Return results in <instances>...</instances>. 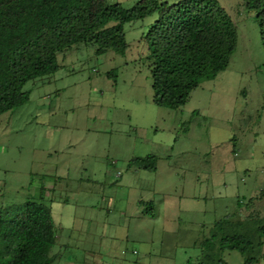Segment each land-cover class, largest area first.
<instances>
[{
  "label": "rangeland",
  "instance_id": "rangeland-1",
  "mask_svg": "<svg viewBox=\"0 0 264 264\" xmlns=\"http://www.w3.org/2000/svg\"><path fill=\"white\" fill-rule=\"evenodd\" d=\"M220 3L237 50L182 107L154 101L145 38L154 15L126 25L125 54L86 43L60 53L58 72L29 81L30 99L0 115V218L32 198L50 204L60 224L53 264H196L218 221L246 218L264 188V42L247 0ZM151 154L156 171L129 167ZM232 231L255 240L247 227ZM222 257L245 264L239 250Z\"/></svg>",
  "mask_w": 264,
  "mask_h": 264
},
{
  "label": "trees",
  "instance_id": "trees-1",
  "mask_svg": "<svg viewBox=\"0 0 264 264\" xmlns=\"http://www.w3.org/2000/svg\"><path fill=\"white\" fill-rule=\"evenodd\" d=\"M247 4L256 11L264 42V0ZM154 15L145 35L154 101L178 109L204 81L228 69L237 50L238 28L220 0H139L132 7L119 0H0V115L30 99L25 90L29 81L58 72L60 53L86 43L101 54H125L126 25ZM134 166L156 171L158 157H134L129 167ZM143 204L146 212L152 210L153 202ZM233 226L247 227L255 240L232 231ZM215 231L209 238L213 245L198 263L207 264L212 256L225 264L222 255L232 250L242 252L245 264L256 262L264 246V221L257 214L235 221L227 217L216 223ZM58 239L52 206L29 199L9 219L0 218V264H53L51 251ZM256 249L257 256H250Z\"/></svg>",
  "mask_w": 264,
  "mask_h": 264
},
{
  "label": "crops",
  "instance_id": "crops-1",
  "mask_svg": "<svg viewBox=\"0 0 264 264\" xmlns=\"http://www.w3.org/2000/svg\"><path fill=\"white\" fill-rule=\"evenodd\" d=\"M131 168H137V166H134V167H131ZM263 190V189H262ZM261 193H262V191L260 192V195H261ZM257 196V198H253L247 205V208H249L248 209V214L247 215H249L250 213H254V214H257L258 215V217H260L263 221H264V215H262L263 214V212H260V210H255V209H252L256 204H258L259 206H261V205H264V195L263 196ZM240 200H241V202H240ZM143 202H145V200H141L140 201V206H142L144 209H143V213H145V214H149V215H151V211L150 210H148L147 212H146V209H145V205L143 204ZM146 202H150V201H146ZM242 203V204H241ZM239 204L240 205H242V210H244V208H243V200L240 198L239 199ZM52 211H53V209H52ZM151 216H155V215H151ZM53 217H54V220H55V222L57 223V224H59L58 222H57V220L55 219V216H54V213H53ZM60 225V224H59ZM263 248H264V246H263ZM263 248H262V251L260 252V254H259V256H258V258L256 259V262L254 263V264H260L263 260H264V250H263ZM246 260V259H245ZM196 264H199L198 262H199V258L196 260V261H194ZM226 264V263H225Z\"/></svg>",
  "mask_w": 264,
  "mask_h": 264
}]
</instances>
